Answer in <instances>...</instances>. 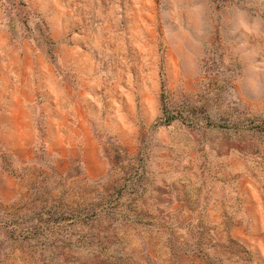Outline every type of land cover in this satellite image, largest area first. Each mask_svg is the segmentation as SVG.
Wrapping results in <instances>:
<instances>
[{"label": "rangeland", "instance_id": "rangeland-1", "mask_svg": "<svg viewBox=\"0 0 264 264\" xmlns=\"http://www.w3.org/2000/svg\"><path fill=\"white\" fill-rule=\"evenodd\" d=\"M0 264H264V0H0Z\"/></svg>", "mask_w": 264, "mask_h": 264}, {"label": "trees", "instance_id": "trees-1", "mask_svg": "<svg viewBox=\"0 0 264 264\" xmlns=\"http://www.w3.org/2000/svg\"><path fill=\"white\" fill-rule=\"evenodd\" d=\"M162 117H164V121L167 122V123L171 122L175 118V115H172L171 114V111L168 108V105H167L166 102H164V106H163V116Z\"/></svg>", "mask_w": 264, "mask_h": 264}]
</instances>
